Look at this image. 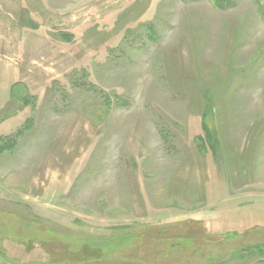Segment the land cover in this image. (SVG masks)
Here are the masks:
<instances>
[{
  "label": "rangeland",
  "instance_id": "374dc122",
  "mask_svg": "<svg viewBox=\"0 0 264 264\" xmlns=\"http://www.w3.org/2000/svg\"><path fill=\"white\" fill-rule=\"evenodd\" d=\"M0 264H264V0H0Z\"/></svg>",
  "mask_w": 264,
  "mask_h": 264
},
{
  "label": "trees",
  "instance_id": "16d2710c",
  "mask_svg": "<svg viewBox=\"0 0 264 264\" xmlns=\"http://www.w3.org/2000/svg\"><path fill=\"white\" fill-rule=\"evenodd\" d=\"M214 3H215V1H214ZM215 7H217L218 9L219 8H223L221 5H217V4H215ZM203 128H204V130L206 132H209V127L206 125V121L205 120L203 121Z\"/></svg>",
  "mask_w": 264,
  "mask_h": 264
}]
</instances>
